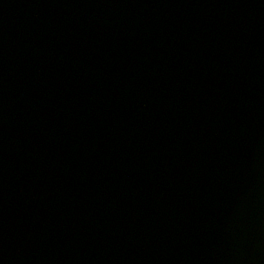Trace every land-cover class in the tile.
<instances>
[{"label": "water", "instance_id": "95a60500", "mask_svg": "<svg viewBox=\"0 0 264 264\" xmlns=\"http://www.w3.org/2000/svg\"><path fill=\"white\" fill-rule=\"evenodd\" d=\"M0 264H264V0H0Z\"/></svg>", "mask_w": 264, "mask_h": 264}]
</instances>
